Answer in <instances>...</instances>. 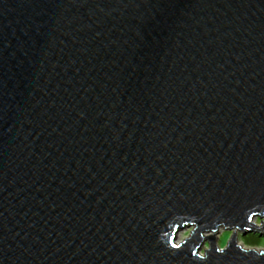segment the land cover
I'll use <instances>...</instances> for the list:
<instances>
[{"label": "water", "instance_id": "water-1", "mask_svg": "<svg viewBox=\"0 0 264 264\" xmlns=\"http://www.w3.org/2000/svg\"><path fill=\"white\" fill-rule=\"evenodd\" d=\"M256 217L264 0H0V264H264Z\"/></svg>", "mask_w": 264, "mask_h": 264}, {"label": "rangeland", "instance_id": "rangeland-1", "mask_svg": "<svg viewBox=\"0 0 264 264\" xmlns=\"http://www.w3.org/2000/svg\"><path fill=\"white\" fill-rule=\"evenodd\" d=\"M260 221H264V217H256L252 220V223L256 226L260 227ZM193 230V226L184 227L177 233V242H181L184 239L188 238L190 232ZM234 230L225 229L224 227H220L217 230V233L214 234L215 241L219 247H224L226 242L232 236ZM237 244L242 246L245 249H254V250H262L264 251V234L262 232H254V233H246L242 234L240 231L235 230ZM208 233H203L202 237L209 236ZM207 248V242H204V245L200 251V254L203 253L204 249Z\"/></svg>", "mask_w": 264, "mask_h": 264}, {"label": "bare ground", "instance_id": "bare-ground-1", "mask_svg": "<svg viewBox=\"0 0 264 264\" xmlns=\"http://www.w3.org/2000/svg\"><path fill=\"white\" fill-rule=\"evenodd\" d=\"M218 229H219V228H218ZM218 229H217V230H218ZM215 233H217V232H215ZM208 234H212V232H208Z\"/></svg>", "mask_w": 264, "mask_h": 264}]
</instances>
